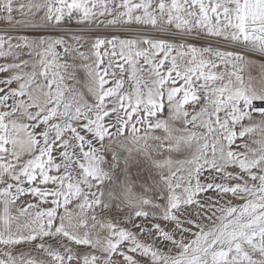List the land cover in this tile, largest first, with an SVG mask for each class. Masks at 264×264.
I'll use <instances>...</instances> for the list:
<instances>
[{"label":"snow or ice","instance_id":"6c2138e0","mask_svg":"<svg viewBox=\"0 0 264 264\" xmlns=\"http://www.w3.org/2000/svg\"><path fill=\"white\" fill-rule=\"evenodd\" d=\"M0 264H264V0H0Z\"/></svg>","mask_w":264,"mask_h":264}]
</instances>
